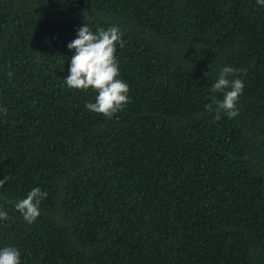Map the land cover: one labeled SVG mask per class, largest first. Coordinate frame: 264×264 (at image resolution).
<instances>
[{
  "label": "trees",
  "instance_id": "trees-1",
  "mask_svg": "<svg viewBox=\"0 0 264 264\" xmlns=\"http://www.w3.org/2000/svg\"><path fill=\"white\" fill-rule=\"evenodd\" d=\"M119 27L112 118L71 89L83 24ZM233 118L206 110L224 66ZM0 249L21 264H264V6L257 0H0ZM47 193L33 223L17 201Z\"/></svg>",
  "mask_w": 264,
  "mask_h": 264
},
{
  "label": "clouds",
  "instance_id": "clouds-1",
  "mask_svg": "<svg viewBox=\"0 0 264 264\" xmlns=\"http://www.w3.org/2000/svg\"><path fill=\"white\" fill-rule=\"evenodd\" d=\"M257 4L264 6V0H257ZM124 45L122 33L117 26L107 29L98 28L93 32L87 24L79 27L77 38L68 43L67 47L74 49L69 72L65 78L66 85L71 89L96 93L95 102H89L85 108L90 112L102 114L112 118L130 103L128 96L129 85L118 79L119 67L115 57L116 45ZM239 69L224 66L215 82L211 85V92L223 93V99L213 97V103L205 105L209 112H215L214 119H221V114L229 118L238 115L237 102L244 89V82L237 78ZM7 114V108H0ZM9 177L0 180L2 187ZM47 197L39 187L32 188L26 198L16 202L15 208L21 213L25 221L33 223L40 215L39 205ZM0 219L7 220L8 213L0 211ZM0 264H21V253L15 247L0 249Z\"/></svg>",
  "mask_w": 264,
  "mask_h": 264
}]
</instances>
